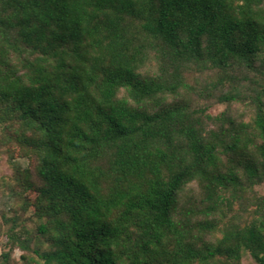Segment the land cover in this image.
<instances>
[{"label":"trees","instance_id":"16d2710c","mask_svg":"<svg viewBox=\"0 0 264 264\" xmlns=\"http://www.w3.org/2000/svg\"><path fill=\"white\" fill-rule=\"evenodd\" d=\"M7 195L0 264H264V0H0Z\"/></svg>","mask_w":264,"mask_h":264},{"label":"rangeland","instance_id":"374dc122","mask_svg":"<svg viewBox=\"0 0 264 264\" xmlns=\"http://www.w3.org/2000/svg\"><path fill=\"white\" fill-rule=\"evenodd\" d=\"M223 107L221 106H218V107H215L213 108V112H218L222 109ZM17 162H19L22 166H25L26 162H25V159L21 158L19 160H17ZM7 171V168L5 167L4 168V171ZM10 202H11V197L9 195L7 196H2L0 197V209L2 210H7L9 205H10ZM19 255V252H16L15 253V256H18Z\"/></svg>","mask_w":264,"mask_h":264}]
</instances>
